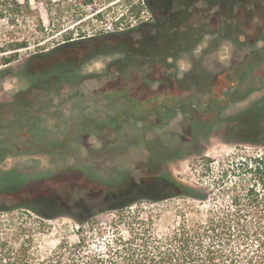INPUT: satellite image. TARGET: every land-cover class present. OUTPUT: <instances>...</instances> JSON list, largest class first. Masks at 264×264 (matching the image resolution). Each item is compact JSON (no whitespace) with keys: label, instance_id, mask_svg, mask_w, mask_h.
Instances as JSON below:
<instances>
[{"label":"rangeland","instance_id":"1","mask_svg":"<svg viewBox=\"0 0 264 264\" xmlns=\"http://www.w3.org/2000/svg\"><path fill=\"white\" fill-rule=\"evenodd\" d=\"M143 1L0 18V207L57 212H14L51 226L43 250L75 238L62 210L106 224L171 184L203 196L154 201L167 230L264 190V0Z\"/></svg>","mask_w":264,"mask_h":264},{"label":"trees","instance_id":"2","mask_svg":"<svg viewBox=\"0 0 264 264\" xmlns=\"http://www.w3.org/2000/svg\"><path fill=\"white\" fill-rule=\"evenodd\" d=\"M75 2L82 7L95 4V0ZM143 2L151 10L157 7L153 0ZM30 9V0H0V18L12 25ZM11 62L6 59L4 64ZM260 161L264 163V159ZM255 168L259 169V164ZM181 194L203 199L189 187L171 184L162 198L146 196L150 204H143L142 197L136 195L109 208L117 214L106 224L97 221L90 209L82 216L62 210L78 223L72 228L75 238L64 237L49 250H43L42 245L51 226L14 212L31 211L48 219L57 212L31 204L2 206L0 264H264V190L248 187L243 195L231 198V209L214 208L205 221L195 225L184 217L164 230L163 220L169 217V209L154 206L153 202Z\"/></svg>","mask_w":264,"mask_h":264},{"label":"flooded vegetation","instance_id":"3","mask_svg":"<svg viewBox=\"0 0 264 264\" xmlns=\"http://www.w3.org/2000/svg\"><path fill=\"white\" fill-rule=\"evenodd\" d=\"M182 38H183V36H182ZM195 42V41H194ZM196 107V106H195ZM195 117H193V119H194Z\"/></svg>","mask_w":264,"mask_h":264}]
</instances>
